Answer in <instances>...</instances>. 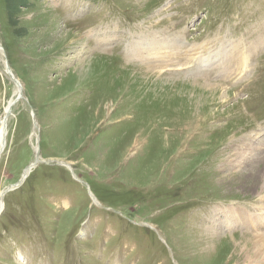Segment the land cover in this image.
<instances>
[{
    "label": "rangeland",
    "instance_id": "rangeland-1",
    "mask_svg": "<svg viewBox=\"0 0 264 264\" xmlns=\"http://www.w3.org/2000/svg\"><path fill=\"white\" fill-rule=\"evenodd\" d=\"M162 38L171 57L131 52ZM7 107L0 264L262 250L264 225L207 228L264 215V0H0V121Z\"/></svg>",
    "mask_w": 264,
    "mask_h": 264
},
{
    "label": "bare ground",
    "instance_id": "bare-ground-1",
    "mask_svg": "<svg viewBox=\"0 0 264 264\" xmlns=\"http://www.w3.org/2000/svg\"><path fill=\"white\" fill-rule=\"evenodd\" d=\"M55 1L58 3L60 2V0H55ZM64 1L65 0H61V2H64ZM150 40H152L150 41V43L147 42V43H144L143 45H138V42L135 43L134 48L131 49V52L133 53V55H138L139 57H144V58L147 57V58H152V59L160 58L161 60H164V58H167V55L171 57L178 50L177 48L178 46L175 41H170V40H167L166 38H162L160 41L158 39H150ZM201 60H203L202 57H201ZM10 75L13 77L12 73ZM9 110H10V107H7L5 109V116L0 121V158L6 148V139H7V134H8L6 123H7V119L9 115L8 114ZM35 151H36L35 153L37 157L36 159L38 161L40 157L39 148H36ZM34 165L35 164L30 165V167L26 169V171L24 172L22 176V183L29 177L31 169ZM4 197H5L4 192H0V214L2 213L3 207H4V203H3ZM209 223H210V227H208L207 229L214 231V234L219 233V231L220 232H222L223 230L225 231L226 229L237 228L236 226L238 227L242 226L245 229L254 230V229L259 228V226L262 227L264 225V215L258 218L255 216H250L247 213V211L244 209L225 208V209L219 210L218 214L215 213L214 218L210 220ZM212 236L210 235L209 238L214 239ZM250 246L252 247V245ZM244 248L242 249L243 252L246 251ZM261 248L262 250L257 249L258 252H256V254L257 253L258 254L253 256V258L252 256L250 258L246 255L249 259L247 258L248 260L246 259L247 261L244 264H264V260H262V257H261L262 255H264V245L263 244Z\"/></svg>",
    "mask_w": 264,
    "mask_h": 264
},
{
    "label": "water",
    "instance_id": "water-1",
    "mask_svg": "<svg viewBox=\"0 0 264 264\" xmlns=\"http://www.w3.org/2000/svg\"><path fill=\"white\" fill-rule=\"evenodd\" d=\"M9 74H11V72L9 71ZM39 163V162H38ZM22 183V180H21V182H20V184ZM7 192H4V194H6Z\"/></svg>",
    "mask_w": 264,
    "mask_h": 264
}]
</instances>
